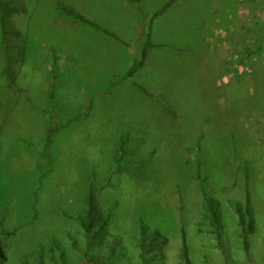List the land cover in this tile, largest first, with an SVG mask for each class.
<instances>
[{"label":"rangeland","instance_id":"374dc122","mask_svg":"<svg viewBox=\"0 0 264 264\" xmlns=\"http://www.w3.org/2000/svg\"><path fill=\"white\" fill-rule=\"evenodd\" d=\"M169 1L11 0L22 12L6 23L20 38L0 48V264H185L183 239L189 264H264V0H177L152 23L158 47L144 67L110 87L139 55L140 10ZM58 3L113 36L72 23ZM50 128L60 130L47 149ZM43 152L50 165L34 201ZM90 185L107 225L86 248L70 217ZM203 191L217 203L219 244L202 219ZM246 192L248 254L236 211ZM52 239L59 249L49 252Z\"/></svg>","mask_w":264,"mask_h":264},{"label":"trees","instance_id":"16d2710c","mask_svg":"<svg viewBox=\"0 0 264 264\" xmlns=\"http://www.w3.org/2000/svg\"><path fill=\"white\" fill-rule=\"evenodd\" d=\"M176 1L177 0H170L161 9V11L156 12L151 16H146L145 14H142L140 10V14H139L140 17L145 22L147 21V23H146V30L144 33L145 38L139 50V55L135 57V59L129 65L128 69L126 70L123 76L117 78V80L115 81H110L111 83L110 87L116 86V85H119V84H122L124 82L131 80L144 67L150 50H152L155 47H158V45H155L152 41V23L157 17H159L168 8H170ZM132 2L139 4L140 0H132ZM56 10L59 15L68 19L69 21H71L72 23L76 25L87 26L91 28L92 30H94L95 32L100 33L102 35L113 36L107 30L103 29L100 25H98L95 21L87 18L86 16L79 13L78 11H76L74 8L70 6H67L63 3H58L56 6ZM20 12H22L21 9H18L11 5V0H0V27H1V33H2V37H1L2 42L0 44V48L3 50L7 51L9 48L8 47L9 44L12 41L14 42L20 38V34L18 32L8 29L7 24H6L9 16L15 13H20ZM262 50H263L262 47H258L255 50L247 51L246 55L243 57L241 62L247 60L249 57H251L252 55L256 53H261ZM51 55H52V62L50 63L51 70L49 72V77L54 79L55 78L54 77L55 76V66H56L57 60H56L54 52ZM24 56H25L24 53H19L17 56V59L19 58L23 59ZM4 74L6 78L8 79V82L10 83V85H15V76L12 71V61L10 59H7ZM51 84L52 86H50L51 89L48 93L50 100L55 98L54 84L53 83ZM135 86L140 91L144 90L143 87H141L140 85H135ZM1 106L2 104H0V108ZM89 110L90 108H88L87 111ZM65 127L66 126H64L63 128ZM59 130L60 129L58 128L49 129V131L46 134L44 148L48 149L49 147H51L54 136L58 133ZM125 141L126 140L122 136H119L118 146L116 149V154L114 156V160L117 164L123 158V155H124L123 147H124ZM0 150H1V146H0ZM49 165H50V159L43 152L41 154V160L38 165L39 173L37 177L36 186L33 192L34 201H37L39 199V193L42 189L43 181L46 178V174L48 173ZM195 179L200 181L198 173L196 174ZM3 187H4V180L1 175V159H0V204L4 197ZM96 197H97V189H95L92 185H90L84 197L82 198V205L80 209L77 210V212L75 213L73 217H70L81 230L82 235L86 241V245H87L86 248L89 247L90 241L94 239L98 234H100L102 229L107 225V219L100 220L98 209H97ZM250 202L251 201H250L249 193L246 192L244 211H242V208H240L239 206H236V211H237V214L239 215V219H238V227L240 228L239 237L242 241L243 249L247 254L249 251V236L252 233H254V220L252 219V211H251ZM203 206H204V212L202 214V219L205 220L206 225L208 226V228H210L209 232L215 236L219 244L221 240V223H220V217L217 213V203H215L212 197L207 195L204 191H203ZM246 218H248L247 221H246ZM145 232H146L145 228L141 227V233L143 234ZM5 235H9V233L1 230L0 238ZM157 235L158 234L155 233L152 239L153 238L155 239ZM144 242H145V238H142L138 242V245L140 249L142 250H144ZM48 244H49V249H48L49 252H53L54 249H59L58 241L56 239H52L50 243ZM72 246L75 247L74 244ZM44 251H45V247L44 245H41L39 247V257H38L40 262H41ZM181 254L185 260V264H189L187 260V248L185 246L184 239H183ZM1 255H2V251H1V243H0V257Z\"/></svg>","mask_w":264,"mask_h":264}]
</instances>
